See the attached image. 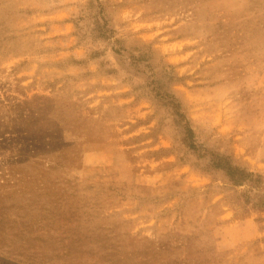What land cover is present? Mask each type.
<instances>
[{
  "label": "rangeland",
  "instance_id": "374dc122",
  "mask_svg": "<svg viewBox=\"0 0 264 264\" xmlns=\"http://www.w3.org/2000/svg\"><path fill=\"white\" fill-rule=\"evenodd\" d=\"M0 264H264V0H0Z\"/></svg>",
  "mask_w": 264,
  "mask_h": 264
},
{
  "label": "trees",
  "instance_id": "16d2710c",
  "mask_svg": "<svg viewBox=\"0 0 264 264\" xmlns=\"http://www.w3.org/2000/svg\"><path fill=\"white\" fill-rule=\"evenodd\" d=\"M212 157L214 158L212 166L216 169L224 171L232 178L236 185L240 184V182L247 176H250V173L231 165L228 158L216 155H212Z\"/></svg>",
  "mask_w": 264,
  "mask_h": 264
},
{
  "label": "crops",
  "instance_id": "0c3cea01",
  "mask_svg": "<svg viewBox=\"0 0 264 264\" xmlns=\"http://www.w3.org/2000/svg\"><path fill=\"white\" fill-rule=\"evenodd\" d=\"M198 262H200V261H198Z\"/></svg>",
  "mask_w": 264,
  "mask_h": 264
}]
</instances>
